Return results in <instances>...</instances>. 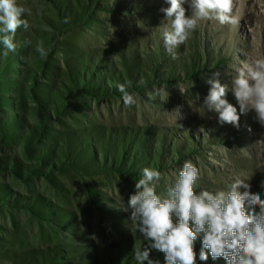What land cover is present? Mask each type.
<instances>
[{
	"label": "rangeland",
	"instance_id": "1",
	"mask_svg": "<svg viewBox=\"0 0 264 264\" xmlns=\"http://www.w3.org/2000/svg\"><path fill=\"white\" fill-rule=\"evenodd\" d=\"M17 3L31 14L16 51L4 56L0 45V264H138L134 250L149 241L124 209L145 167L161 173L158 195L191 161L197 194L240 177L264 199V126L254 112L240 115L239 128L221 125L204 105L220 72L239 112L231 80L243 61L264 58V0H233L238 24L202 21L175 60L162 38L166 0ZM201 248L198 237L195 264H227L207 249L200 260ZM150 259L165 264L155 249Z\"/></svg>",
	"mask_w": 264,
	"mask_h": 264
},
{
	"label": "clouds",
	"instance_id": "2",
	"mask_svg": "<svg viewBox=\"0 0 264 264\" xmlns=\"http://www.w3.org/2000/svg\"><path fill=\"white\" fill-rule=\"evenodd\" d=\"M166 2L170 6L161 9L167 22L162 38L174 60L178 58V47L193 35L202 21L214 19L221 25L239 22L232 14L233 0H190V15H186L182 6L185 0ZM25 14L30 15V9L19 5L17 0H0V45L5 49L4 56L16 51L17 30L29 28L28 20L22 18ZM35 51L43 59L48 56L41 45H37ZM220 75L216 72L214 78L207 81L210 89L204 100L209 110L219 114V123L239 128L240 115L254 112L257 122L264 126V58L243 61L231 80L239 112L225 98L229 89L228 85L221 84ZM139 84L145 86L146 82L141 79ZM117 88L125 106L136 103L134 94H130L124 84H117ZM150 98L155 97L150 94ZM189 106L193 108L190 102ZM175 111L179 119L184 118L179 109ZM195 111L203 116L204 106ZM199 176L200 169L195 164L184 162L174 183L167 186L162 196L157 194L154 183L161 178V173L149 167L142 169L141 178L135 184L136 192L130 195L124 209H131L135 229L149 241L147 247L134 250V259L138 264L145 261L160 264L159 260L150 259V252L155 249L164 253L165 264H195L194 242L202 237L199 253L202 261L208 259L207 249L214 260L223 257L227 264H264V199L250 191V178L236 177L226 189L200 190L197 194ZM261 186L264 187V181ZM257 205L259 213L255 212Z\"/></svg>",
	"mask_w": 264,
	"mask_h": 264
}]
</instances>
